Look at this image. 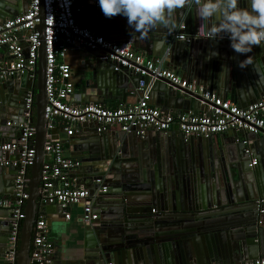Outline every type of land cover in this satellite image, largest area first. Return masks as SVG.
<instances>
[{
	"label": "water",
	"instance_id": "obj_1",
	"mask_svg": "<svg viewBox=\"0 0 264 264\" xmlns=\"http://www.w3.org/2000/svg\"><path fill=\"white\" fill-rule=\"evenodd\" d=\"M145 1L147 4L101 0L93 6L98 30L109 40L134 44L148 53L154 50L152 54L157 56L174 26L183 22L192 39L176 41L170 47L168 67L204 89L218 90L224 98L264 96V42L250 40L264 34V0ZM25 3V9L20 10L19 0H0V22L26 12L28 0ZM39 19L41 45L35 76L30 77L26 70L0 84V144L17 140L19 124L25 122L27 91L32 87L36 91L30 119L36 127V156L30 169L16 264H38L31 257L35 222L43 208L48 211L59 206L39 201L48 134L44 0H40ZM156 41L160 48L155 53ZM102 54L100 48L93 50L108 82H123L131 76L138 83L135 73L115 71L109 61L100 58ZM246 76L257 83L253 88ZM145 80L148 87L151 77ZM6 90L12 94L7 101L3 96ZM153 90L163 107L178 99L190 108L194 102L204 101L199 93L166 78H157ZM91 97L87 101L95 100ZM91 138L96 149L86 158L98 163L94 169L80 164L72 177L80 179L91 196L97 178L102 177L109 188L94 197L100 208L99 225L93 227V249L99 264L110 259L118 264H241L264 257V213L260 212L264 203H258L264 200V142L255 157L251 146L242 140L225 145L203 137L185 140L182 134L137 136L123 131ZM2 154L0 151V157ZM8 168L14 174L6 183L3 174L7 166H0V197L4 187H11L10 199L15 200L18 168ZM0 209L11 216L8 223L1 222L7 226L2 230L7 245L14 215L10 209ZM0 264H6L5 254Z\"/></svg>",
	"mask_w": 264,
	"mask_h": 264
},
{
	"label": "built area",
	"instance_id": "obj_2",
	"mask_svg": "<svg viewBox=\"0 0 264 264\" xmlns=\"http://www.w3.org/2000/svg\"><path fill=\"white\" fill-rule=\"evenodd\" d=\"M77 0H44L45 5V41L47 53L46 92L48 102L45 106V118L48 120L47 141L44 145L45 160L41 168L39 201L42 204L59 205L66 219L71 217L69 207L82 206V220L93 223L99 219L93 200L99 193L109 190L102 177L94 180L97 185L94 196L90 189L80 185L71 173L80 166L79 160H73L65 154L64 144L52 134L59 120L67 135L71 136L85 123L96 124V131L103 133L112 127L126 133L144 136L149 130L168 132L173 128L180 131L185 140L192 137L210 138L229 131L254 134L264 140V96L248 107H241L235 101L225 99L213 90L204 89L181 78L175 70L166 65L170 47L179 40L189 41L192 35L187 33L186 25L181 23L165 40L163 53L150 58L135 50L130 43H121L107 39L104 35L79 22ZM95 6L101 0L92 2ZM40 0H28L27 11L0 22V48H5L14 62L6 65L0 62V83L22 74L26 70L33 72L38 65V53L41 45ZM229 38H234L230 35ZM251 41L264 42L262 32ZM100 48L104 61H109L114 70L135 73L139 81L135 92L140 98L133 104H120L107 107L99 103L78 104L73 101L75 83L71 66L63 60L68 50H95ZM152 80L166 78L183 88L199 93L206 109L201 111L166 112L150 104L145 78ZM36 91L29 88L25 97V122L19 124L20 135L17 140L0 144V166L17 167L15 179L16 199L0 197V207L10 209L13 218L5 252L6 264L17 263L20 233L25 218V205L29 197L28 181L30 169L35 161L34 144L36 127L30 121L35 108ZM12 125L11 122H8ZM245 145L249 141L243 140ZM249 151L248 149L246 150ZM255 163V160L253 161ZM259 204L264 200H259ZM264 213V208L260 210ZM53 253V243L49 238L48 224L42 212L38 216L34 229L31 257L38 264H49ZM112 264V263H109ZM210 264H226L213 262ZM241 264H264V257L245 261Z\"/></svg>",
	"mask_w": 264,
	"mask_h": 264
},
{
	"label": "crops",
	"instance_id": "obj_3",
	"mask_svg": "<svg viewBox=\"0 0 264 264\" xmlns=\"http://www.w3.org/2000/svg\"><path fill=\"white\" fill-rule=\"evenodd\" d=\"M94 0H77V7H81V12L77 14V18L79 22L84 24L85 26L91 28L94 31L102 34V31L98 30V26L95 23L96 12L93 9L94 4L92 3ZM140 4H143L145 0H137ZM26 7L25 0H19V8L20 10H24ZM183 23V22H182ZM179 25L174 26L173 30L170 34L178 29ZM104 35V34H102ZM132 47L144 53L150 58L159 57L165 48L161 50V54L154 56V50L152 53H148L140 49L139 47L134 46L131 44ZM155 53L160 48V42H155ZM154 49V47H153ZM14 57L5 49L0 48V62L9 65L10 63L14 62ZM65 60L72 69V77L73 82L75 83V93L73 96V101L78 104L84 103H99L107 107H116L120 104H133L136 103L137 100L140 98V94L135 92L136 78L129 76L123 82L119 81H112L108 82L105 79V71L101 67L102 65L99 64L101 62L98 58L93 56V51L91 50H68ZM167 64V62H166ZM248 76V75H247ZM247 83L250 85V88H253L252 84H257L252 77H247ZM188 80V79H186ZM250 82H249V81ZM253 81V83H251ZM2 83V82H1ZM0 83V84H1ZM197 85L195 82H193ZM154 86L155 80H150L147 91L150 93V104L152 106L158 107L166 112L177 113L183 112L188 110L193 111H201L204 109L203 103L197 104L194 102L192 104L193 108H190L187 102L183 100H173L172 103L167 104L165 107L162 106L159 98L154 94ZM202 86V85H200ZM203 87V86H202ZM221 97L222 94L218 92V90H213ZM11 92L6 90L3 93L4 98L7 100L10 99ZM92 95V99L95 100H88V97ZM253 97V98H251ZM260 94L255 98V96H244L243 100L231 98L229 95L227 99L235 101L241 107H248L249 105L253 104L255 101L260 99ZM98 99V100H97ZM226 99V98H225ZM256 99V100H253ZM8 126V124H7ZM19 131V129H17ZM53 135L55 138L61 140L64 144L65 154L73 159L79 160L81 164H85L91 169H94L98 163L91 158H86V156H91V151L96 149V145H94V141L91 138L95 136V134H112L114 132H121L118 128L112 127L109 131L98 133L96 131V124L93 122H88L79 127V130L75 132L73 135H67L66 131L63 129V125L61 121L56 122V126L53 129ZM147 133H151L153 135L159 134V131L149 130ZM169 134V136H179L181 133L178 129L173 128L168 132H164ZM234 136V137H233ZM249 136V137H248ZM234 138V139H233ZM216 141L217 143L224 142L225 145L232 144L234 140H247L250 143L251 150L256 156H258V148H261L264 140L259 137H255L252 134H246L244 132H234L229 131L223 134H218L210 137ZM233 141V142H234ZM256 158H254L255 160ZM75 169L72 171L71 175L76 174ZM14 171L7 167L3 177H5L6 183H8L13 178ZM76 182L80 185L85 186L81 183V180L75 178ZM4 195L1 196L2 198L10 199V193L12 191L11 187H4L3 188ZM97 200H93V204L95 209L100 213V208L96 203ZM69 212L71 213V217L69 219L65 218L64 212L60 206H53L48 211L43 208L42 214L47 220L48 224V233L49 238L53 243V253L50 258L49 264H99V260L95 257V250L93 249L94 242H95V233L93 232L95 226H98L99 223L97 221L93 223H85L82 220V206L81 205H73L69 207ZM264 219V218H263ZM11 220L10 213L4 211V209H0V257H4V251L6 250V233L2 230L7 229L5 225H2L1 222H9ZM3 222V223H4ZM6 245V246H5ZM6 252V251H5ZM252 260V259H251ZM248 261V260H247ZM214 262H222V261H214ZM118 264L115 263L112 259L108 260L106 264ZM213 263V262H212ZM226 263V262H222ZM229 264V263H226Z\"/></svg>",
	"mask_w": 264,
	"mask_h": 264
}]
</instances>
